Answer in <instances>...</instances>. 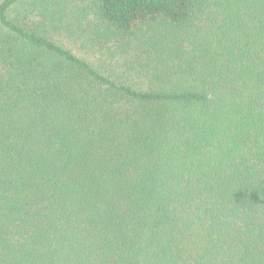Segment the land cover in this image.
Masks as SVG:
<instances>
[{"label":"trees","instance_id":"1","mask_svg":"<svg viewBox=\"0 0 264 264\" xmlns=\"http://www.w3.org/2000/svg\"><path fill=\"white\" fill-rule=\"evenodd\" d=\"M0 264H264V0H0Z\"/></svg>","mask_w":264,"mask_h":264}]
</instances>
